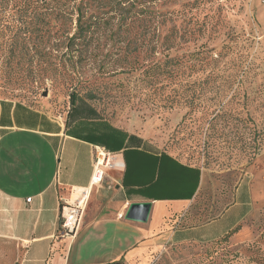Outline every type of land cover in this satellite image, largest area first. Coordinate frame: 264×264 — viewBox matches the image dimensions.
Here are the masks:
<instances>
[{"label":"rangeland","instance_id":"374dc122","mask_svg":"<svg viewBox=\"0 0 264 264\" xmlns=\"http://www.w3.org/2000/svg\"><path fill=\"white\" fill-rule=\"evenodd\" d=\"M108 1L109 12L90 33L71 81L61 72L0 76V100L20 102L72 126L79 116L70 111L69 93L81 96L98 88L97 99L78 97L77 108L93 106L112 125L142 134L144 148L170 152L199 167L193 205L199 210L212 205L204 218L232 201L239 182L248 184L253 210L241 225L244 236H237L240 226L216 240L167 244L143 264H264V0ZM146 3L165 16L163 23V16L154 21L155 28L178 32L172 52L177 73L161 77L154 87L141 81L148 62L143 49L135 61L124 49L127 43L143 46L134 33L143 29ZM114 32L121 36L113 41ZM198 48L222 56L197 69L200 62L190 52ZM161 51L157 48L155 55Z\"/></svg>","mask_w":264,"mask_h":264},{"label":"crops","instance_id":"0c3cea01","mask_svg":"<svg viewBox=\"0 0 264 264\" xmlns=\"http://www.w3.org/2000/svg\"><path fill=\"white\" fill-rule=\"evenodd\" d=\"M70 127L66 119L0 100V264H143L167 244L215 240L243 226L253 210L248 184L241 181L217 217L192 223L197 190L188 199H154L132 191L138 187L123 184V149L108 150L105 177L91 184L96 145L71 136ZM135 135L132 143L143 149L145 138ZM81 198L80 225L73 235L61 236V204ZM133 201L151 202L145 223L124 218Z\"/></svg>","mask_w":264,"mask_h":264},{"label":"trees","instance_id":"16d2710c","mask_svg":"<svg viewBox=\"0 0 264 264\" xmlns=\"http://www.w3.org/2000/svg\"><path fill=\"white\" fill-rule=\"evenodd\" d=\"M109 3L108 0H0V76L12 78L16 73L24 71L33 77H43L61 72L71 81L78 74V66L84 60L83 56L91 40L90 33L101 22L103 15L109 12ZM161 16L163 23L165 16L148 3L144 4L143 29L134 33V36L137 34L143 39V46H130L127 43L124 48L128 49L127 57L133 61L143 49V61L148 60L143 64L140 74L144 86L154 87L161 81V77H174L178 70V58L172 53L177 47L175 41L178 32L173 27L165 32L155 28L154 21H159ZM122 17L126 21L128 15ZM122 25L123 22L119 27ZM114 35L116 38L112 36L113 41L121 33L114 32ZM161 47L164 52L156 56L157 48ZM190 56H195L200 62L197 69L204 70L210 61L216 62L222 54L212 57L208 51L198 48L190 52ZM132 70V66L127 68L129 72ZM97 89L91 87L81 96L76 90L69 93L70 111H75L79 118L67 132L81 140L104 146L109 151L123 149V184L138 187L132 191L154 199L193 197L199 183V167L178 162L180 159L170 152L152 154L144 148L145 141L143 149H138L139 144L132 143L137 138L135 134L112 125L95 107L77 108L78 97L95 100L98 98ZM211 206L209 204V207L203 206L199 210L193 205L191 222L213 219L226 207L216 215L204 218L207 213H211ZM104 264L126 263L115 260Z\"/></svg>","mask_w":264,"mask_h":264},{"label":"built area","instance_id":"2783aa9c","mask_svg":"<svg viewBox=\"0 0 264 264\" xmlns=\"http://www.w3.org/2000/svg\"><path fill=\"white\" fill-rule=\"evenodd\" d=\"M93 160L91 184L101 183L105 177V170L109 166L110 152L103 146L96 145ZM84 200L81 198L75 203L63 201L59 211V234L73 235L81 223L84 214ZM121 216V215H120Z\"/></svg>","mask_w":264,"mask_h":264},{"label":"water","instance_id":"95a60500","mask_svg":"<svg viewBox=\"0 0 264 264\" xmlns=\"http://www.w3.org/2000/svg\"><path fill=\"white\" fill-rule=\"evenodd\" d=\"M150 209V201L130 202L124 213V218L130 221L145 223L149 217Z\"/></svg>","mask_w":264,"mask_h":264},{"label":"bare ground","instance_id":"6f19581e","mask_svg":"<svg viewBox=\"0 0 264 264\" xmlns=\"http://www.w3.org/2000/svg\"><path fill=\"white\" fill-rule=\"evenodd\" d=\"M122 165V163H120V166Z\"/></svg>","mask_w":264,"mask_h":264}]
</instances>
